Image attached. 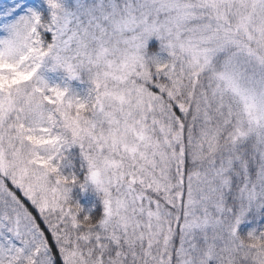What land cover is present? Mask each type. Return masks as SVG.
<instances>
[{"label": "snow or ice", "instance_id": "obj_1", "mask_svg": "<svg viewBox=\"0 0 264 264\" xmlns=\"http://www.w3.org/2000/svg\"><path fill=\"white\" fill-rule=\"evenodd\" d=\"M0 264H264V0H0Z\"/></svg>", "mask_w": 264, "mask_h": 264}]
</instances>
